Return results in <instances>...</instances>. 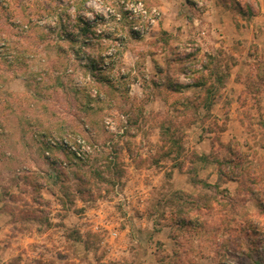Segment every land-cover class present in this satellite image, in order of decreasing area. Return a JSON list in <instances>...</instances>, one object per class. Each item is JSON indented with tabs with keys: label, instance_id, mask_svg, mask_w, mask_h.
Returning <instances> with one entry per match:
<instances>
[{
	"label": "rangeland",
	"instance_id": "obj_1",
	"mask_svg": "<svg viewBox=\"0 0 264 264\" xmlns=\"http://www.w3.org/2000/svg\"><path fill=\"white\" fill-rule=\"evenodd\" d=\"M260 4L0 0V264H264Z\"/></svg>",
	"mask_w": 264,
	"mask_h": 264
},
{
	"label": "crops",
	"instance_id": "obj_2",
	"mask_svg": "<svg viewBox=\"0 0 264 264\" xmlns=\"http://www.w3.org/2000/svg\"><path fill=\"white\" fill-rule=\"evenodd\" d=\"M162 1V3L164 2H166V3H169V4H171V3H175V5H176V7H177V12H178V17H179V19H183V17H185V18H187V16H186V10H185V7H188V8H191V9H193L192 11H194V12H196V13H198L197 14V16L198 17H202L203 16V18H207V19H216L215 17H214V13H216V15H217V18H218V20H219V23L221 24V25H226V19H229L230 18V16H231V10L228 8V2H232V1H234V0H161ZM253 1H255L256 2V0H253ZM257 2L258 3H263L264 4V0H263V2H262V0H257ZM247 3H250L249 1H247ZM204 4H206V6H202V5H204ZM199 5H201V6H199ZM165 6L166 5H164V6H161L160 8L161 9H164L165 8ZM178 8H181V9H178ZM164 13V15H165V13L166 12H163ZM262 13H264V6L263 5H261L260 4V13H258L259 15H256V14H254V16L253 17H251V18H253L254 19V21H253V23H251V25L250 26H248V25H246V26H242L241 28H240V30H241V32L238 30V31H236V33L238 34V33H243L244 32V30L245 31H249V30H251V37H250V41H249V43H252V42H255V41H257L258 39H256V35H255V33L257 32V28L255 29V27H257V25H258V21L259 20H261L262 18H264V14H262ZM177 17V18H178ZM195 20H198V18H195ZM245 22H243V24H244ZM246 24V23H245ZM209 26V24H207L206 25V27H208ZM224 29V28H223ZM243 30V31H242ZM245 37V36H244ZM241 39V38H240ZM242 43L245 45V43H247L246 41L245 42H243V40H242ZM246 67V64H245V61H240L239 62V65L237 64V67H238V70L240 71V69L242 68V67ZM248 70H247V67H246V70L244 71V72H238V73H234V75H233V80H235V79H237L239 76L241 77L243 74H245L246 72H247ZM239 74V75H238ZM174 92V94H176V93H179V92H176V91H173ZM227 95H229V97L231 98L232 97V95L231 94H226V96L225 97H227ZM238 95H240V94H238ZM234 97V96H233ZM236 97V99L239 97V96H235ZM146 190V189H145ZM146 216V215H145ZM4 218L5 219H7V215L5 214L4 215ZM146 218L147 217H143V220L144 221H146V223H142L141 225L143 226V228L142 229H144V228H146L147 226H154V223L153 222H151L150 224H148V222L149 221H147L146 220ZM11 226V225H10ZM155 228H153V232H154V234H155V237L157 236V234H161V237L159 236V238L158 239H160V241L161 242H169V241H173L174 242V244L176 243L175 242V240H173L171 237H170V233H167L166 232V230L165 229H163L162 231H155L154 230ZM8 237H10V235L8 236ZM14 240H17V237H14L13 238ZM2 241H6V240H2Z\"/></svg>",
	"mask_w": 264,
	"mask_h": 264
},
{
	"label": "trees",
	"instance_id": "obj_3",
	"mask_svg": "<svg viewBox=\"0 0 264 264\" xmlns=\"http://www.w3.org/2000/svg\"><path fill=\"white\" fill-rule=\"evenodd\" d=\"M210 69V68H209ZM202 85H204V83H202ZM173 91H176V92H178V91H180V90H178V89H173ZM208 96L209 97H211L208 93L206 94V97L208 98ZM198 98H195V99H190L189 100V102H188V107L189 108H197V105H196V100H197ZM204 208V207H203ZM185 214H186V211H182V215H181V218L180 219H178V221L175 223L176 225H178V226H184L185 224L186 225H188V224H190L188 221H187V219L185 218Z\"/></svg>",
	"mask_w": 264,
	"mask_h": 264
},
{
	"label": "built area",
	"instance_id": "obj_4",
	"mask_svg": "<svg viewBox=\"0 0 264 264\" xmlns=\"http://www.w3.org/2000/svg\"><path fill=\"white\" fill-rule=\"evenodd\" d=\"M115 235H117V234L115 233Z\"/></svg>",
	"mask_w": 264,
	"mask_h": 264
}]
</instances>
